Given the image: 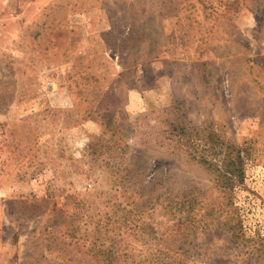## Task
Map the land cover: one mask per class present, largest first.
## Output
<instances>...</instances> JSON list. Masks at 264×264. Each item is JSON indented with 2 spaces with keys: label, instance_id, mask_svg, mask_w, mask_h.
Returning a JSON list of instances; mask_svg holds the SVG:
<instances>
[{
  "label": "rangeland",
  "instance_id": "rangeland-1",
  "mask_svg": "<svg viewBox=\"0 0 264 264\" xmlns=\"http://www.w3.org/2000/svg\"><path fill=\"white\" fill-rule=\"evenodd\" d=\"M182 125L220 169L233 144L241 181L222 193L227 175L171 141ZM102 131L122 154L97 153ZM124 167V187L225 194L236 222L188 240L125 232L133 247L264 264V0H0V264H92L89 231ZM68 195L86 198L83 218Z\"/></svg>",
  "mask_w": 264,
  "mask_h": 264
},
{
  "label": "trees",
  "instance_id": "trees-1",
  "mask_svg": "<svg viewBox=\"0 0 264 264\" xmlns=\"http://www.w3.org/2000/svg\"><path fill=\"white\" fill-rule=\"evenodd\" d=\"M103 117L108 120L107 123L111 120L108 114ZM179 129L180 131H168L171 141L178 150L185 152L190 160L207 163L210 168L217 171L218 175H227V179L218 185L222 193L241 181L242 160L240 154L235 153L233 144L221 142L224 152L219 160L224 168L220 169L216 165L217 162L197 152L196 140L204 137L200 131H185L183 125ZM105 132L102 131L99 140L104 142L106 149L97 153L105 152L106 158L122 154L123 145L119 144V135H116L115 131H111L110 135H106ZM204 134L211 133L209 131ZM182 136L188 137L189 146H193L195 151L181 148L186 145L181 141ZM89 152L95 155L96 150L91 149ZM124 170L127 168H119L112 173V179L114 181L117 179L118 185L122 187L119 188L121 198H105L100 217L93 222V227L89 231L91 239L87 250L91 252L92 264H184L183 258L163 246H156L151 250L150 247L136 249L127 242L124 233H138L153 241L169 233L185 234L188 240L189 235L198 229L218 224L219 218L228 230H233L235 227L236 222L231 221L232 200L225 194L215 198L209 192L204 194L193 187L176 193L171 187L165 186V183L157 187L155 181L150 183L148 189L139 191L135 183L124 187ZM68 197L72 199L76 209L72 213L73 219L83 218V210L88 209L86 198L74 199L71 195ZM157 215H161V218H157ZM77 226L74 223V227L71 228L72 233H75Z\"/></svg>",
  "mask_w": 264,
  "mask_h": 264
}]
</instances>
